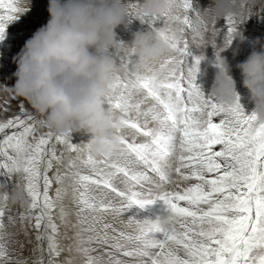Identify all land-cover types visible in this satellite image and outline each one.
<instances>
[{
    "label": "snow or ice",
    "instance_id": "6c2138e0",
    "mask_svg": "<svg viewBox=\"0 0 264 264\" xmlns=\"http://www.w3.org/2000/svg\"><path fill=\"white\" fill-rule=\"evenodd\" d=\"M196 13L193 0H176L179 39L143 73L118 57L124 71L106 102L118 147L107 155L45 131L22 100L0 119V264H264V124L238 97L223 109L194 83L206 45L219 62L220 31L197 26ZM18 18L0 15V40ZM223 22L227 47L243 21ZM14 189L25 198L18 211ZM156 202L162 214L124 215Z\"/></svg>",
    "mask_w": 264,
    "mask_h": 264
},
{
    "label": "clouds",
    "instance_id": "9594fccd",
    "mask_svg": "<svg viewBox=\"0 0 264 264\" xmlns=\"http://www.w3.org/2000/svg\"><path fill=\"white\" fill-rule=\"evenodd\" d=\"M175 2L47 0L46 23L32 33L13 57L15 82L11 87L0 85V91L26 103L53 134L87 136L84 149L93 158L107 155L118 147L117 139L111 135L118 119L106 107L115 79L124 71L117 59L131 56L133 73H143L149 65L168 55L179 39L170 22ZM23 4L28 5L29 0H22L21 8L26 9ZM251 16L247 0H209L203 10L197 5L194 20L197 26L205 27L225 17L244 22ZM130 17L141 24L145 18H163V25L160 28L148 25L133 33L130 42H118L115 29L126 24ZM241 39V32L233 33L232 40ZM228 46L218 49V56ZM214 66L216 72L208 96L218 107L229 109L238 97L231 69L220 56ZM235 68L252 104L248 115L256 123L264 124V41L253 40L252 50ZM24 200L19 189L10 194L11 203ZM160 224L168 226L170 218L162 216Z\"/></svg>",
    "mask_w": 264,
    "mask_h": 264
},
{
    "label": "rangeland",
    "instance_id": "374dc122",
    "mask_svg": "<svg viewBox=\"0 0 264 264\" xmlns=\"http://www.w3.org/2000/svg\"><path fill=\"white\" fill-rule=\"evenodd\" d=\"M134 2V0H133ZM209 0H193L195 5L199 6L201 10L207 6ZM251 5L252 16L249 17L243 23H240L237 27V31L241 32L242 39L240 41L232 40L228 48L220 51L219 56L225 60L229 68L231 69L230 75L235 81V90L238 93V103L244 111L245 115H248L252 109V104L249 100L247 91L241 87V78L239 72L236 70L235 65L238 62H242L252 50V41L259 39L264 41V0H247ZM47 1H42L38 5V8L34 13L27 17H22L19 19L18 23L12 25L8 24L5 28L4 39L0 40V85H7L11 87L15 80L12 73L16 70V65L13 62V57L20 51L24 42L29 39L32 33L42 25H44L48 19V14L46 11ZM0 15L2 12L0 11ZM163 25V18L153 21V28H160ZM224 22L223 19L216 22L215 27L220 29L213 43L216 45V49H220L223 44L224 36ZM148 27V23L145 20L143 24L140 21L129 18L126 24L117 26L115 29V38L118 42L128 43L131 40L132 34L137 31H143ZM172 27L175 29L177 25L172 23ZM211 27V25H209ZM258 48V45H257ZM233 50H235V56H233ZM203 59L198 65V72L194 83L199 87L201 92L208 96V89L212 83L213 76L216 72L214 66V61L216 55L214 54V49L211 45H206L202 49ZM200 50H194L193 55H199ZM191 64V57H189V65ZM9 101V112H5L2 107H0V119H6L11 114V109L15 108L16 101H20L19 98L12 100V97L8 93L0 91V105L4 104V101ZM28 109L32 112L29 106L25 103ZM45 131L47 129H44ZM72 143L86 142L88 137L79 134H70ZM158 211H161L162 206L159 202ZM11 204L13 210L18 211L19 207L17 204ZM158 213V212H157ZM159 214V213H158ZM35 241L33 239L32 244H29L25 248V255H29V249L34 245Z\"/></svg>",
    "mask_w": 264,
    "mask_h": 264
},
{
    "label": "bare ground",
    "instance_id": "6f19581e",
    "mask_svg": "<svg viewBox=\"0 0 264 264\" xmlns=\"http://www.w3.org/2000/svg\"><path fill=\"white\" fill-rule=\"evenodd\" d=\"M42 1H45V0H29V4H23V6L26 8V11L24 13H9L8 12V9L6 7V5H8L9 3L13 4L14 6H19L21 7L22 6V0H3V4L5 6H0V11L2 12V15L4 14H11V15H16L18 16L19 18L17 20H14L11 24L14 25L15 23H18L22 17H27L29 16L30 14L34 13V11L38 8V5L42 3ZM47 1V0H46ZM21 22V21H20ZM150 209H152L155 213H159V214H162L163 212V209L161 208V211L159 210L158 211V208H159V204L156 202L154 203L152 206L149 207ZM157 213V214H158ZM133 214H136L140 217H143L145 216V214L142 213V211L136 209L135 207L131 208L127 213H125L124 215L125 216H128V215H133Z\"/></svg>",
    "mask_w": 264,
    "mask_h": 264
}]
</instances>
